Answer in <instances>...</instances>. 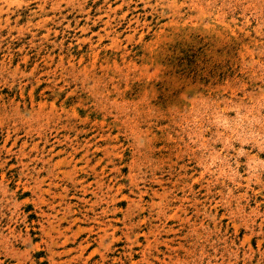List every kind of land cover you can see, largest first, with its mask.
Returning a JSON list of instances; mask_svg holds the SVG:
<instances>
[{"label":"rangeland","instance_id":"obj_1","mask_svg":"<svg viewBox=\"0 0 264 264\" xmlns=\"http://www.w3.org/2000/svg\"><path fill=\"white\" fill-rule=\"evenodd\" d=\"M0 264H264V0H0Z\"/></svg>","mask_w":264,"mask_h":264}]
</instances>
